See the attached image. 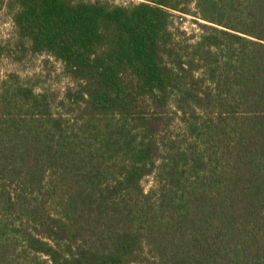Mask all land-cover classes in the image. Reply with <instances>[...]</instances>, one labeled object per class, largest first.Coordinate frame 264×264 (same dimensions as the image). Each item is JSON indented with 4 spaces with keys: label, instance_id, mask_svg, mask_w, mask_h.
Listing matches in <instances>:
<instances>
[{
    "label": "trees",
    "instance_id": "1",
    "mask_svg": "<svg viewBox=\"0 0 264 264\" xmlns=\"http://www.w3.org/2000/svg\"><path fill=\"white\" fill-rule=\"evenodd\" d=\"M4 8L0 264H264V0Z\"/></svg>",
    "mask_w": 264,
    "mask_h": 264
},
{
    "label": "rangeland",
    "instance_id": "2",
    "mask_svg": "<svg viewBox=\"0 0 264 264\" xmlns=\"http://www.w3.org/2000/svg\"><path fill=\"white\" fill-rule=\"evenodd\" d=\"M117 5H125L129 1L137 0H109ZM5 0H0V44L5 45L10 43L12 39V22L8 11L4 8ZM178 27L185 31L188 35H198L199 29L193 24L191 18H186L184 21H177ZM25 64H14L9 60L2 59L0 61V81L8 74H17L23 79H39V81L46 88L62 89L67 80L61 77V67L59 63L47 56H39L37 58L29 59ZM151 180L148 179L145 183V189L148 190L151 186Z\"/></svg>",
    "mask_w": 264,
    "mask_h": 264
}]
</instances>
